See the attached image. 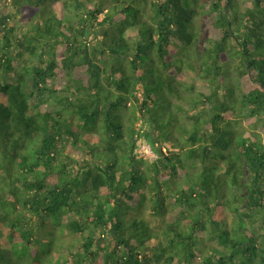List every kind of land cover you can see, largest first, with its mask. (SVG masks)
Listing matches in <instances>:
<instances>
[{
  "label": "trees",
  "instance_id": "trees-1",
  "mask_svg": "<svg viewBox=\"0 0 264 264\" xmlns=\"http://www.w3.org/2000/svg\"><path fill=\"white\" fill-rule=\"evenodd\" d=\"M10 1L32 24L19 34L10 16L0 14V264L51 263L63 225L85 240L67 259L56 254L54 264H264V139L236 127L245 110L264 123V0L240 11L239 0ZM197 20L207 30V47ZM97 27L100 47L92 43ZM17 37L29 61L14 54ZM175 40L184 49L176 57ZM45 48L49 58L37 61ZM233 56L239 81L232 77ZM184 72L193 75L187 89ZM223 87L226 101L215 103ZM197 89V97L184 96ZM203 97L212 113L193 110L189 132L177 114L184 107L174 100L197 109ZM146 120L159 145L153 167L140 172L133 163ZM203 124L211 148L199 151ZM181 131L193 144L186 159L163 153L164 144L187 148L174 137ZM66 144L90 150L91 162L69 171ZM232 149L234 157L226 153ZM245 167L250 177L242 182ZM184 173L188 186L170 215L168 180ZM144 190L160 234L142 217ZM227 208L238 217L233 229ZM33 217L53 223L43 239L39 229L30 230ZM256 222L262 235L247 228ZM205 237L220 249L204 254Z\"/></svg>",
  "mask_w": 264,
  "mask_h": 264
},
{
  "label": "rangeland",
  "instance_id": "rangeland-1",
  "mask_svg": "<svg viewBox=\"0 0 264 264\" xmlns=\"http://www.w3.org/2000/svg\"><path fill=\"white\" fill-rule=\"evenodd\" d=\"M252 0H239L238 4H237V11L239 10H243L245 9L246 6H250ZM84 3L87 4H91V5H95L97 0H83ZM26 4V3H25ZM29 4L31 6H34L36 4V0H31L29 2ZM28 4H26L25 6H27ZM19 7H17L15 4H13V2H11L10 0H1L0 1V14H4V15H9L11 18V22H14V24H16L17 28H18V33L19 34H24L26 32L29 31V24H32V21H29V24L27 23L26 20L23 19L22 16L17 15L18 9ZM108 8H109V4H107L104 8V14L100 15L98 18V22H102L104 19V15L106 12H108ZM77 7H74V3L72 4V12L76 13ZM37 21V20H35ZM196 24L198 25V30L200 32V44L202 47H207L208 44L206 43V37H207V30L204 27V24L200 21L197 20ZM97 34H98V38H94V40L92 39V43L93 45L100 47L101 43H102V28L101 27H97ZM91 36H88L86 39H84L86 42H90L89 40H91ZM16 39V44H15V48H14V54H17L18 52L24 53V50L22 49L21 45H18L19 43V38L17 37ZM131 42H135V39H131ZM173 43L176 44V48L175 50L172 51V55L174 57H176L177 55H181L182 54V46L181 43L178 42L177 40H175ZM184 50V49H183ZM41 53V55H38L37 57V61L39 59V57H43L44 59H48L49 58V50L47 48L43 49L42 51H39V54ZM25 56L24 58L27 59L28 61L30 60V55L28 53H24ZM232 57V54L230 55ZM35 62L36 59H33ZM239 64V59L235 58L233 56V59L231 58V69H232V77L233 80L235 81H239L238 80V72H237V65ZM18 66V65H17ZM17 69L19 70V68L17 67ZM202 75L205 76V73H202ZM183 77L185 78L184 83H185V88L187 89V87H191L192 83H190V80L193 79V75L188 73V72H184L183 73ZM205 79V77L203 78ZM16 76H13L12 81L16 82ZM197 82H201L202 78H197L196 79ZM220 81V80H219ZM64 83L65 81H60V82H56V86L61 89L62 87H64ZM214 87H212L213 90L211 91H206L208 94H211L213 92H215ZM198 91H202V89H197V92L194 91H186L184 92V96L186 98H192V97H197L198 96ZM226 91L225 88H220V90L217 91V97L214 98V102L218 103L219 101L224 102L226 101ZM205 98L203 97L201 99V102L198 105L197 109H194V107L196 106L195 104H191L189 102H184V101H179L178 99H175L174 102L177 104H180L182 107H184V111H179L177 112L178 117L180 119H182L183 121V127L187 128L188 131H192V125H193V121L189 120V118H186V116H191V112L193 110H197L199 113H203V114H207V113H212V107L209 104L204 103ZM31 105L35 106L37 105V97H34L31 99ZM49 103H54L53 99H51L49 101ZM129 108V107H128ZM162 114V113H160ZM163 118V117H161ZM238 124H237V130L239 132H254V133H259L262 134V140L264 139V123H262L259 120H256L254 118L251 117L250 115V111L249 110H245L242 114V117H240L238 120ZM171 122V121H170ZM150 123L148 120H146V123H143L144 125H140L139 129H142V135L143 138L141 140V146L138 150L137 153V161L139 163L134 164L133 166L134 168L138 169L140 172H145L147 169L152 168L153 167V163H155V161L157 160V153L155 152L154 149H158V145L159 143L156 140V133L153 131L152 126L150 125ZM170 124V123H169ZM128 125H130L128 123ZM153 131V132H152ZM167 132L169 133V131L167 130ZM183 131L181 132H174V137L175 139H177L179 141V145L184 144L185 150L182 149H174V148H170L169 145H165L164 144V148H163V153L170 154L171 153H177L179 155H181L182 158L186 159L187 154L189 152L190 149H193V144L191 142H189V135L187 134H182ZM154 133V134H153ZM208 135H209V131L208 128L205 127V125L203 124L202 126V137L204 138V141H201L200 143H198L194 149L196 150H203L204 147H208L211 148V143L209 142L208 139ZM93 138L96 140V137L93 136ZM131 138H127L128 141H130ZM208 139V140H207ZM156 141V142H155ZM96 142V141H95ZM67 147L64 149V154H69L68 158L66 159L67 162H69L71 168L69 169V171H73V172H77L78 170H81L83 168H85L90 162L92 157L88 154V151L85 149L84 147H77V146H69L68 144H66ZM180 147V146H179ZM169 149H171V151H169ZM213 149V147H212ZM169 152V153H168ZM228 155L234 157V151L233 149L226 152ZM187 164H191L190 161H187ZM240 165V164H239ZM127 167H130V163L126 165ZM244 171V180L242 182H245L246 179L248 177H250V172L248 171V169L245 167L243 169ZM190 174H196L197 172H199V170H190L188 169ZM220 176H223V172L222 169L220 168L219 172ZM186 174H182L180 179H177V181H173V180H168V187L165 190V193L168 194L170 196L169 200H168V205H169V213L170 215H174L175 213L174 211L178 208V206H176V201L175 198L177 196L180 195V192L182 189H184L183 187L188 186V182H187V178L185 176ZM173 181V182H172ZM145 193H147V207L144 208V213L142 214V217L145 221H147L150 224V227L155 230V232H157L158 234L161 233V228L159 227V218L157 217V215H155L151 209V199H152V195H150L148 193V191L144 190ZM242 196H245V191L242 190ZM226 214H227V223L229 225L230 229H233L237 226L238 224V217L236 212H234L233 210L230 209H226ZM71 217H74V215H70ZM28 219V218H27ZM29 220V219H28ZM68 219L64 218V221H66ZM46 223V222H45ZM31 224V228L30 230H35V229H39V234L41 235V238L43 239L45 237V235L47 234V232L51 231L53 229L52 226V222L49 221V223L45 224V226L40 225V218L39 217H33L30 221ZM65 228V231H63V227H61L60 229L57 230L56 233V242L55 245L53 246L52 249V253L50 255L52 262L48 263V264H54L57 261L55 260L56 258V254H60L62 256V258L67 259L71 254H76L79 250H81V243L84 242V235L81 234H77V233H73L71 231H69L68 229H66L65 225H63ZM247 228L249 230H252L254 232H258L260 235H262V230L260 227V222H256L254 226L250 225L249 223L247 224ZM203 245L205 246L203 248V253L204 254H209L212 253L213 249H220V246L218 244L217 240H209L207 237H205V241L203 243ZM149 255H151L150 253H148ZM153 264H156L155 262Z\"/></svg>",
  "mask_w": 264,
  "mask_h": 264
}]
</instances>
